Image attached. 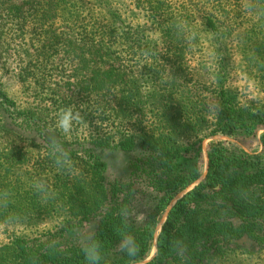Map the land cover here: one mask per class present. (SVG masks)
Segmentation results:
<instances>
[{"label": "trees", "instance_id": "1", "mask_svg": "<svg viewBox=\"0 0 264 264\" xmlns=\"http://www.w3.org/2000/svg\"><path fill=\"white\" fill-rule=\"evenodd\" d=\"M18 1L0 0V45H7V32H26L24 26L30 11L38 15L31 22L36 23L40 32H47L45 27L58 23L72 30L79 22V10L74 3H83ZM253 1L264 5V0ZM144 2L151 17L163 19L160 18V27L164 24L161 32L175 42V32H180L182 23L176 16L179 9L173 10L171 0H139L138 5L144 6ZM207 24L215 29L212 20ZM93 29L108 32L106 37L114 40L112 32H130L118 31L103 22ZM100 37L104 43V36ZM132 42L138 44L136 39ZM107 47L109 50V44ZM128 49L131 53L132 49ZM166 55L157 66H161V81L167 90L161 93L156 85L152 86L150 105L154 109L134 131L118 140L98 137L100 143L93 148L77 150L61 145L53 153L61 156L59 166L54 167L52 162L58 160L51 159L44 167L47 173L38 181L31 177L20 182L11 179L10 174L28 166V162L17 160L14 154L0 156V188L35 186L40 191L18 196L23 209L11 211L4 207L0 219L9 223L19 218L63 217L52 231L34 237L15 236L1 244L0 264H88L83 252L88 244L99 245L100 264H246L244 257L264 253V132L259 138V154L248 155L229 143H211L207 149V173L194 186L200 179L202 142L217 135L235 139L234 130L255 133L264 129V107L253 111L236 108L234 98L221 89L219 95H214L221 100V110L218 117L209 120L202 116L203 108L197 100L194 102L195 98L185 92L186 75L178 83L189 67L187 58L176 52ZM2 59L1 51L0 62ZM196 83L202 84L199 80ZM175 90L180 93L178 99ZM163 101L171 107L163 105ZM170 108L176 112L169 114ZM35 124L36 118L15 106L0 89V142L31 143L39 139L54 142L55 147L59 134L49 128L36 129ZM210 126L214 129L205 133ZM184 138L187 141L183 142ZM83 152V156H78ZM192 186L168 211L157 236L155 257L143 263L152 250L159 217L172 200ZM31 206L36 207L30 209ZM126 240L132 242L131 252L124 247Z\"/></svg>", "mask_w": 264, "mask_h": 264}, {"label": "rangeland", "instance_id": "2", "mask_svg": "<svg viewBox=\"0 0 264 264\" xmlns=\"http://www.w3.org/2000/svg\"><path fill=\"white\" fill-rule=\"evenodd\" d=\"M20 1L24 4L26 0ZM138 1L83 0L82 5L75 2L79 22L72 30L58 23L55 27H45L47 32H40L36 23L31 22L37 14L30 11L24 26L26 32H7V45H0L4 58L0 62V89L15 106L36 118V129L49 128L60 137L55 139L58 140L56 144L59 143L55 147L54 142L44 143L39 139L31 143L22 140L0 142L1 157L14 154L17 160L28 162V166L15 169L10 174L11 179L20 182L31 177L38 181L47 173L44 167L52 162L51 159L58 160L52 162L54 167L59 166L61 156L53 153L61 145L67 144L70 149L77 150L93 148L100 143L98 137L118 140L138 128L154 109L150 105L154 93L152 86L156 85L155 89L161 93L167 90L161 81V66L157 63L169 53H180L187 58L189 67L178 83L185 78L188 88L185 92L195 98L194 102L197 100L203 108L202 116L209 120L218 117L221 110V100L214 98L221 89L234 98L236 108L246 107L253 111L256 107H264V5L253 0H171L173 10L179 9L176 16L182 20L180 32H175L178 37L173 42L161 32L164 28L163 23L160 27L161 16V20L151 17L148 4L144 2L140 7ZM152 4L155 5V1ZM211 20L215 29L207 24ZM101 22L118 31L130 32H112L115 40L106 37L108 32H93ZM100 36H104V43ZM123 38H127L126 41ZM135 39L138 40L136 45L132 42ZM107 44L109 50H106ZM128 48L132 49L131 53ZM140 52L142 56L137 54ZM201 57L205 59L202 61ZM168 81L169 77L165 82ZM176 94L175 98H180V93ZM162 104L171 107L167 101ZM65 111L73 117L68 131L58 127L59 115ZM175 112L170 108L169 114ZM213 129L210 126L205 133ZM263 132L264 129L255 133L234 130L235 139L217 135L204 140L199 156V181L207 173V149L211 143H229L248 155L259 154L262 152L259 138ZM52 155L59 158H52ZM27 192L38 194L40 191L35 186L0 188V212L4 207L11 211L22 210L17 197ZM185 192L172 200L159 217L152 250L143 263L155 257L161 226L170 208ZM61 218H19L9 223L0 219V245L15 236L34 237L52 231ZM242 261L264 264V253L244 257Z\"/></svg>", "mask_w": 264, "mask_h": 264}, {"label": "clouds", "instance_id": "3", "mask_svg": "<svg viewBox=\"0 0 264 264\" xmlns=\"http://www.w3.org/2000/svg\"><path fill=\"white\" fill-rule=\"evenodd\" d=\"M73 117L72 114L68 111H65L59 115L58 118V127L63 131H68L71 127V121ZM131 240H126L124 247L131 252L133 249L131 246ZM84 256L88 264H100L101 254L98 244H88L83 248Z\"/></svg>", "mask_w": 264, "mask_h": 264}, {"label": "water", "instance_id": "4", "mask_svg": "<svg viewBox=\"0 0 264 264\" xmlns=\"http://www.w3.org/2000/svg\"><path fill=\"white\" fill-rule=\"evenodd\" d=\"M204 178H205V176H204ZM204 178H203V179H204ZM203 179H202V180H203ZM202 180H200V181H202ZM200 181H199V182H200ZM199 182L195 183L194 186L197 185ZM191 188H193V186H192ZM187 191H189V190H187ZM185 193H186V192H185ZM183 195H184V194H183ZM156 240H157V238H156ZM155 246H156V243H155Z\"/></svg>", "mask_w": 264, "mask_h": 264}]
</instances>
